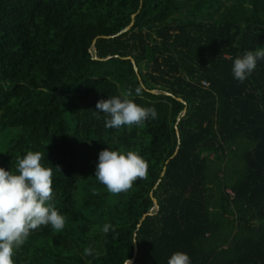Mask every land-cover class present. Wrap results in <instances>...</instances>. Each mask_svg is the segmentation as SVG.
Segmentation results:
<instances>
[{
    "label": "trees",
    "instance_id": "16d2710c",
    "mask_svg": "<svg viewBox=\"0 0 264 264\" xmlns=\"http://www.w3.org/2000/svg\"><path fill=\"white\" fill-rule=\"evenodd\" d=\"M260 46L264 0H0V167L43 153L66 218L32 230L15 264H167L177 251L264 264V60L244 83L232 74ZM129 90L158 118L106 128L97 102ZM105 148L139 153L146 178L109 193L94 177Z\"/></svg>",
    "mask_w": 264,
    "mask_h": 264
},
{
    "label": "clouds",
    "instance_id": "9594fccd",
    "mask_svg": "<svg viewBox=\"0 0 264 264\" xmlns=\"http://www.w3.org/2000/svg\"><path fill=\"white\" fill-rule=\"evenodd\" d=\"M264 60V46L245 50L233 61L234 79L244 83ZM143 85L135 89V96L142 95ZM132 91L111 95L101 99L95 106V114H104V126L119 129L123 126L143 127L146 121L156 120L158 112L154 106L144 107L132 98ZM44 154L28 151L17 158L15 171L0 167V264H15L14 254L28 239L32 230L40 226H51L56 232L63 231L66 223L64 214L53 203V172L59 167H46ZM148 174L147 161L135 151L105 148L98 154L94 177L109 193L127 192L137 179ZM93 194L96 190L93 189ZM114 226L105 223L104 234ZM127 264V261L125 262ZM167 264H192L190 256L182 251L174 252Z\"/></svg>",
    "mask_w": 264,
    "mask_h": 264
},
{
    "label": "water",
    "instance_id": "95a60500",
    "mask_svg": "<svg viewBox=\"0 0 264 264\" xmlns=\"http://www.w3.org/2000/svg\"><path fill=\"white\" fill-rule=\"evenodd\" d=\"M135 17H136V15H134L133 16V19H135ZM134 25V23L132 22L126 29H124L122 32H120L118 35H121V34H123V33H125L126 31H128V30H130L131 29V27ZM117 35V36H118ZM108 38H110V37H108ZM97 59H101V58H99V57H96ZM132 62H133V64H134V67H135V70L138 72V67H137V64H136V61H135V59L134 58H132V57H128ZM152 93H154V94H158L159 92L158 91H155V90H152L151 91ZM168 95H170V93H167ZM178 100L179 101H182V102H184L185 104H186V102L182 99V98H178ZM187 110H188V108L186 107L185 108V110L183 111V113H182V116L183 115H185L186 113H187ZM177 134H178V136L180 137V132H179V129L177 128ZM169 162V161H168ZM154 200V203H155V208L157 209V210H159V203H158V200L156 199V198H154L153 199ZM152 213H149V214H147V215H145L143 218H142V220H141V223L147 218V216L148 215H151ZM137 253H138V243H137V241H135V256H137ZM135 262V258H133V259H131L130 261H128L127 262V264H133Z\"/></svg>",
    "mask_w": 264,
    "mask_h": 264
},
{
    "label": "built area",
    "instance_id": "2783aa9c",
    "mask_svg": "<svg viewBox=\"0 0 264 264\" xmlns=\"http://www.w3.org/2000/svg\"><path fill=\"white\" fill-rule=\"evenodd\" d=\"M204 85H205V86H208L209 84H207V83H204Z\"/></svg>",
    "mask_w": 264,
    "mask_h": 264
},
{
    "label": "rangeland",
    "instance_id": "374dc122",
    "mask_svg": "<svg viewBox=\"0 0 264 264\" xmlns=\"http://www.w3.org/2000/svg\"><path fill=\"white\" fill-rule=\"evenodd\" d=\"M229 193H231L233 195L232 191H229Z\"/></svg>",
    "mask_w": 264,
    "mask_h": 264
}]
</instances>
